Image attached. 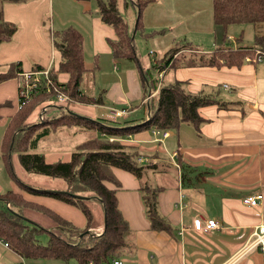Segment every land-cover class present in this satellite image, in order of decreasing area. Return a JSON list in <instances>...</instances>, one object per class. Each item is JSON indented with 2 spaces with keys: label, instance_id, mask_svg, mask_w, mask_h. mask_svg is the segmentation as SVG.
<instances>
[{
  "label": "crops",
  "instance_id": "obj_1",
  "mask_svg": "<svg viewBox=\"0 0 264 264\" xmlns=\"http://www.w3.org/2000/svg\"><path fill=\"white\" fill-rule=\"evenodd\" d=\"M94 1L96 6L92 5V0H72L70 11L75 13H68L62 26L53 29L54 25L50 34L55 48V31L72 26L83 35L86 71L81 90L83 94L101 97L102 101L71 102L72 109L78 115L119 127L147 121L155 110V106L151 108L149 100L162 86L157 88L161 71V84L182 81L186 90L207 94L219 102L199 108L204 119L199 126L182 121L177 127L164 128L168 131L164 137L158 130L148 128L121 138L123 144L134 146L140 151L142 164L150 160L154 162L155 167L146 174L151 171L156 173L157 183L148 182L161 187L159 209L168 218L172 231L155 230L151 227L140 189L142 180L127 170L113 168L120 182L116 189L118 207L132 231V248L118 259L122 264H264V251L261 246L253 245L255 231L264 224V58L256 56L259 49L254 54L244 53L239 64L220 60L216 65H210L202 63V58L199 57L212 55L217 47L236 49L240 45H254L255 26L236 24L252 27V40H248L246 44L243 41L247 27L240 29L239 37L227 35V40L224 35L231 25L227 30L223 27L215 30L211 28L210 34L215 33V36L210 35L207 45H212V48L204 49L201 45L189 43L195 50L178 51L174 62L162 70L159 67L163 65L164 56L154 59L151 68L156 72L157 79L150 80L157 81V89L152 91L148 87V73L139 60L138 52V60L114 56L110 42L117 40V33L112 25L101 19L97 2ZM53 6L54 0L2 3L3 18L14 22L17 31L9 41L0 45V72L7 71L14 63H19L23 70L52 64L57 71L58 80L66 82L68 74L58 70L59 50L57 48L59 60L55 64L44 31L45 17L48 13H53ZM128 6L126 4L125 8ZM118 8L121 12L119 3ZM136 9L137 7L135 11ZM121 14L126 18V13ZM149 14L151 13H144V20L146 17L153 18L149 21L153 26L145 28L142 24L144 32L164 30L162 34H165L166 29L174 22L171 13ZM132 18V25L127 18L126 20L128 30L134 38L133 33L138 30L137 13H133ZM202 24L198 21L200 28H194L191 32L199 42L208 41L207 31L203 33ZM148 33L145 35L148 36ZM87 48L89 54L93 55L91 64H88L86 57ZM35 53L39 55H34ZM101 53L105 56V61L108 59L109 62L108 68L106 67L108 75H103L104 57ZM88 72L92 76V85L86 77ZM142 73H145L146 85L140 77ZM19 83L17 77L0 83V195L9 191L22 194L27 201L22 209L25 217L46 228L55 229L58 225L47 210L84 228L88 221L80 208L52 196L28 192L21 186L24 181L17 180L14 183L9 172L2 171L5 166L12 174L15 173L13 164L17 166V172L25 171L19 163L17 152L6 148L8 133L20 117ZM153 92L155 93L149 98ZM118 111L122 113L116 115ZM63 112L54 115H62ZM36 115V112H32L24 124L35 121ZM89 138L90 134L81 125H59L50 135L40 140L37 151L45 155L47 162L67 161L71 159L72 152ZM165 165H172L178 172L169 174L165 171ZM183 169L186 172L184 177ZM107 185L115 188L112 183ZM52 187L53 190L65 188L60 179ZM257 193L263 195L257 205L244 202L246 196ZM86 197L85 201L93 216L89 231L99 235L105 229L104 207L99 200ZM0 202L9 206V202L2 198ZM197 218L215 219L219 227L206 231L196 230L194 221ZM19 257V253L0 239V264H16ZM25 260L26 264H80L76 258ZM112 261L110 259L104 264H112Z\"/></svg>",
  "mask_w": 264,
  "mask_h": 264
},
{
  "label": "trees",
  "instance_id": "obj_2",
  "mask_svg": "<svg viewBox=\"0 0 264 264\" xmlns=\"http://www.w3.org/2000/svg\"><path fill=\"white\" fill-rule=\"evenodd\" d=\"M0 0V45L9 41L17 31L14 22L3 18L2 3ZM98 13L101 19L112 25L117 33V40L111 41L114 56L138 60L134 38L128 30V22L118 8L117 0H96ZM147 0H137V28L142 29V8ZM213 19L217 26L227 30L232 24H253L256 28L254 45H240L236 49L218 48L209 55L208 59L202 58V63L216 65L220 60L228 63L239 64L244 53L254 54L256 49L264 52V0H212ZM54 42L60 53L58 70L68 74L65 84V93L71 101L62 115H54L40 119L39 114L47 106L51 95L41 94L34 97L19 109L17 123L8 133V151L17 152L19 163L26 172L37 173L53 179H60L63 189H37L26 183L22 187L34 194H45L66 203L77 206L87 218V225L80 228L53 213L58 225L46 228L25 217L22 212L27 203L20 193L9 191L0 195L9 206L0 207V239L25 258H48L69 260L76 258L80 264H104L110 259L114 260L132 248L130 242L131 228L118 207L117 187L120 182L116 178L113 168L127 170L142 180L140 189L146 207V214L151 227L155 230L172 231L168 218L159 209V193L161 187L153 186L143 178L146 172L155 167L153 161L142 164L140 151L121 142V138L128 134H135L148 128L163 130L164 128L177 127L182 121H189L199 126L204 121L199 113V108L209 104H219L204 93H192L184 87V82L174 81L163 83L157 93L149 100L151 108L155 110L150 118L138 125L129 127L111 126L98 120L78 115L72 109L71 102L100 103L101 97H93L82 93L81 84L86 71L84 64L83 35L75 27H67L55 31ZM227 40V33L224 35ZM180 51L178 44L172 46L164 55V69L174 62L175 54ZM160 63V64H161ZM37 66L35 68H41ZM23 70L19 63L12 64L5 72H0V83L16 78L18 72ZM57 78V77H56ZM58 81V78H57ZM149 89L156 90L157 81L149 80ZM32 112H36L35 121L24 124ZM77 124L85 128L90 138L80 144L72 152L70 160L47 162L45 155L37 151L41 139L51 134L59 125ZM17 131V134L14 133ZM110 137H113L110 139ZM185 175L182 174V177ZM112 183L115 188L107 184ZM77 195L90 196L99 200L105 211V229L97 235L87 233L92 222V212L85 199ZM84 233L83 237L81 234ZM94 234V235H93ZM47 235L45 243L40 237Z\"/></svg>",
  "mask_w": 264,
  "mask_h": 264
},
{
  "label": "rangeland",
  "instance_id": "obj_3",
  "mask_svg": "<svg viewBox=\"0 0 264 264\" xmlns=\"http://www.w3.org/2000/svg\"><path fill=\"white\" fill-rule=\"evenodd\" d=\"M141 1V0H140ZM148 2L143 6L142 8V24H144V27H150L153 26L149 22L150 19L153 20V18L146 17L144 20V13H151L149 16H152L153 13H171V17L174 20V22L171 24L170 28L166 29L165 34H162L163 31H152V32H144L143 28L137 30V32L134 34V44L136 46V51L139 55V60L142 61V64L145 68V72L148 73L146 75L147 79H157V74L155 71L152 70V63L154 59L163 57L166 50L168 48H171L172 46L178 44V47L180 48V52H190L195 49L192 48L190 44L194 45H201L204 49L212 48V45H207V42H210V31L209 29H221L220 26H217L214 23L213 19V7H212V0H157V2H154V0H147ZM134 2V4H133ZM92 5L96 6V3L94 0H92ZM117 3H119L121 12L126 13V18L128 19L130 25L133 23L132 14L137 13L138 8L135 11L136 6V0H126L125 3H121L117 0ZM126 4L129 6L127 8ZM70 8H72V0H54V6H53V13H48L45 17V25H44V31L48 38V44L51 47V56L54 58V63L56 64L59 60V54L57 48H55L51 41V31L52 27L53 29H59L62 26V23L64 21V18L68 15V13H75L70 11ZM61 10H64L61 12ZM177 13V14H176ZM168 16V14H167ZM176 18H182L180 20H177ZM202 18V19H201ZM52 20V21H51ZM136 20V18H135ZM201 21L203 28V33L207 31L208 34V41L199 42L196 41L197 36L194 35L193 32L194 28L198 29L200 28L197 25V22ZM175 22H177L175 24ZM247 29V34L244 39V43H248V40H252L253 37V30L251 26H242V25H231L227 30V35L232 34L236 37H239V31L241 28ZM43 28V24H42ZM192 28V29H190ZM189 30V31H188ZM143 31V32H142ZM149 34L146 36L145 34ZM144 35L143 37L141 35ZM155 34V35H154ZM162 34V35H159ZM245 34V33H244ZM154 35V36H153ZM211 36H215V33ZM186 38V39H184ZM193 39V41H192ZM206 39V38H205ZM190 41V42H188ZM190 43V44H189ZM173 44V45H172ZM211 44V43H209ZM89 46V45H88ZM167 46V47H166ZM171 46V47H170ZM34 55H39L35 53ZM103 55L102 53L100 54ZM196 55H200L196 53ZM86 57L88 59V64L93 63V55L89 54V49H86ZM104 57V68H103V75H108L107 68L109 66L108 59L105 61ZM200 58L208 59L209 56L203 55L199 56ZM90 62V63H89ZM107 67V68H106ZM144 74V75H143ZM86 77L90 79L88 82L90 85L93 84L92 76L90 72L86 74ZM140 77L142 78L143 82L146 85V77L145 73H142V76L140 74ZM98 84V81L96 82ZM66 109L64 107H60L59 105H50L46 108L45 112H42V115L44 118H48L51 116H54V114H60L63 112V110ZM15 161V159H14ZM16 165L13 164V168L15 169V173H11L8 171L5 166L3 167L2 171L9 172V175L11 176V179L14 183H17V180L24 181L25 183L33 186L37 189H52V184L57 181L58 179H53L44 175H40L37 173H31V172H17L16 171ZM165 171H167L169 174L177 173V169L173 167L172 165H165ZM21 169V168H20ZM150 174H146L144 178H146L144 181H149L153 184H156L157 181V174L154 172H149ZM182 174H186L185 169L182 170ZM167 182V180H166ZM168 183V182H167ZM97 202V201H93ZM4 203L0 202V206H2ZM89 233H92L89 231ZM94 235V234H93ZM83 237V236H81ZM48 237L47 235H42L40 237L41 242L45 243L47 241ZM26 262V260H25ZM26 264V263H25Z\"/></svg>",
  "mask_w": 264,
  "mask_h": 264
},
{
  "label": "built area",
  "instance_id": "obj_4",
  "mask_svg": "<svg viewBox=\"0 0 264 264\" xmlns=\"http://www.w3.org/2000/svg\"><path fill=\"white\" fill-rule=\"evenodd\" d=\"M258 58H264V52L262 50H257ZM250 59V58H248ZM57 71L54 66L51 64L47 67L41 68H32L29 70H21L18 72L17 78L20 83L18 86V94L20 100V108H22L26 103L31 101L34 97L39 96L43 93H47L51 95L49 99V104L43 107L42 111L39 114L40 119L44 118L42 112L46 111V108L50 105H59L61 107H66L69 105L71 99L68 94L65 93V84L63 82L57 81ZM163 76V72L161 71L158 75L160 79V83L157 88L161 86V78ZM156 88V89H157ZM149 95V98L154 94ZM122 111H118L116 115H120ZM161 136H166L167 132L165 129L157 131ZM142 162V158H140ZM262 193H257L255 195H248L244 198V202L249 205H257L262 199ZM219 227L218 221L215 219H206L197 218L194 221V228L199 231L211 230ZM256 239L253 241L254 246H261V249L264 251V224L260 225L258 229L255 231ZM6 246H9L7 242L4 241ZM16 264H25V258L20 255L19 260ZM93 264V263H90ZM112 264H122L121 260L116 258L112 261Z\"/></svg>",
  "mask_w": 264,
  "mask_h": 264
},
{
  "label": "water",
  "instance_id": "obj_5",
  "mask_svg": "<svg viewBox=\"0 0 264 264\" xmlns=\"http://www.w3.org/2000/svg\"><path fill=\"white\" fill-rule=\"evenodd\" d=\"M77 197H80V198H83V199H87L88 197H86V196H83V195H77ZM89 231H87V233H88ZM84 235V233H82L81 234V236H83Z\"/></svg>",
  "mask_w": 264,
  "mask_h": 264
}]
</instances>
